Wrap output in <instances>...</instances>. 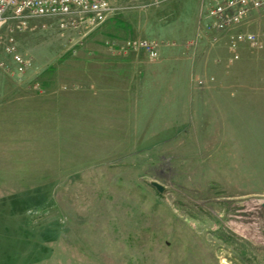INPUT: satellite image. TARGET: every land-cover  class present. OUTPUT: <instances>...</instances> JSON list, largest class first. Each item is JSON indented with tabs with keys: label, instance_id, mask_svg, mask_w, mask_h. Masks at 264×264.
I'll use <instances>...</instances> for the list:
<instances>
[{
	"label": "rangeland",
	"instance_id": "rangeland-1",
	"mask_svg": "<svg viewBox=\"0 0 264 264\" xmlns=\"http://www.w3.org/2000/svg\"><path fill=\"white\" fill-rule=\"evenodd\" d=\"M112 7L0 30V264H264V12L232 61L205 0Z\"/></svg>",
	"mask_w": 264,
	"mask_h": 264
},
{
	"label": "built area",
	"instance_id": "built-area-1",
	"mask_svg": "<svg viewBox=\"0 0 264 264\" xmlns=\"http://www.w3.org/2000/svg\"><path fill=\"white\" fill-rule=\"evenodd\" d=\"M205 4L207 10L200 32L205 36L209 33L229 35L227 46L232 61L239 60L241 46H258L257 35L242 28L254 16L264 12V0H205ZM113 12L112 0H0V30L11 23L18 29H24L31 20L56 18L64 20L61 28H66L67 22H71L69 25L73 29L82 26L86 35L91 27L105 23ZM10 31L13 32L12 29ZM221 40L222 37L213 38L215 43ZM129 48L144 51L150 59L158 57L154 42L134 41ZM5 49L14 63L15 73L21 75L31 67V58L17 52L13 39H8Z\"/></svg>",
	"mask_w": 264,
	"mask_h": 264
},
{
	"label": "water",
	"instance_id": "water-1",
	"mask_svg": "<svg viewBox=\"0 0 264 264\" xmlns=\"http://www.w3.org/2000/svg\"><path fill=\"white\" fill-rule=\"evenodd\" d=\"M150 185L158 192V193H162L163 192V187L161 185H159L158 183L155 182H151ZM261 208L264 211V202L261 204Z\"/></svg>",
	"mask_w": 264,
	"mask_h": 264
}]
</instances>
